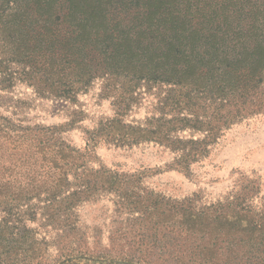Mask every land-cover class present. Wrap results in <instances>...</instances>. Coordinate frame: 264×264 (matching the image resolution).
Masks as SVG:
<instances>
[{
    "label": "trees",
    "instance_id": "obj_1",
    "mask_svg": "<svg viewBox=\"0 0 264 264\" xmlns=\"http://www.w3.org/2000/svg\"><path fill=\"white\" fill-rule=\"evenodd\" d=\"M0 75L1 88L18 80L45 98L98 87L113 111L84 132L83 148L63 138L72 122L0 116V264H264L254 182L196 208L95 154L100 144L154 143L187 173L225 131L264 115V0H0ZM150 95V115L127 121ZM102 197L132 215L125 257L85 258L76 211Z\"/></svg>",
    "mask_w": 264,
    "mask_h": 264
},
{
    "label": "rangeland",
    "instance_id": "obj_2",
    "mask_svg": "<svg viewBox=\"0 0 264 264\" xmlns=\"http://www.w3.org/2000/svg\"><path fill=\"white\" fill-rule=\"evenodd\" d=\"M12 66L9 68L14 72ZM5 85L9 86L0 87V116L30 127L72 122L74 126L63 138L77 148L84 147L86 130L113 114L110 102L98 97V87L71 101L38 96L27 83L18 80ZM153 104V96H147L132 109L127 121L143 120L150 115ZM95 154L99 163L109 169L140 174V184L146 190L171 201L193 200L196 208L223 202L245 182L257 186L256 204L264 198V115L249 117L225 131L209 155L193 164L187 173L172 167L175 154L154 143L122 148L100 144ZM111 200L102 197L82 204L76 211L85 258L100 255L110 260L130 253L126 240L133 231L129 221L132 215L116 212ZM45 236L51 242L54 234L48 232ZM50 254L55 256L56 248L51 247ZM75 264L92 263L84 259Z\"/></svg>",
    "mask_w": 264,
    "mask_h": 264
}]
</instances>
